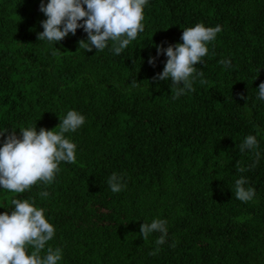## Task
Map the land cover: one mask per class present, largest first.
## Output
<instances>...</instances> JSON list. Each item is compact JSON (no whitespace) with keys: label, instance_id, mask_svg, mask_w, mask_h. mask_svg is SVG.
Listing matches in <instances>:
<instances>
[{"label":"trees","instance_id":"16d2710c","mask_svg":"<svg viewBox=\"0 0 264 264\" xmlns=\"http://www.w3.org/2000/svg\"><path fill=\"white\" fill-rule=\"evenodd\" d=\"M41 3L0 0V147L12 131L55 130L71 110L85 122L65 133L76 162L24 193L0 186V214L15 198L44 209L59 264H264V0H148L144 31L119 55L111 42L79 49L83 28L39 41ZM199 23L222 31L195 65L204 75L194 90L173 99L172 81L154 79L168 59L156 46L183 43V29ZM249 135L258 148L241 153ZM113 174L119 193L107 183ZM241 177L251 201L234 197ZM157 218L168 234L150 255L160 233L144 241L141 226Z\"/></svg>","mask_w":264,"mask_h":264},{"label":"clouds","instance_id":"9594fccd","mask_svg":"<svg viewBox=\"0 0 264 264\" xmlns=\"http://www.w3.org/2000/svg\"><path fill=\"white\" fill-rule=\"evenodd\" d=\"M148 0H48L41 3L40 11L47 19L42 21L44 31L38 33L39 41L60 42L69 33L75 35L83 28L88 42L79 41V49L91 52L93 48L103 51L111 42V50L119 55L129 44L144 31V8ZM86 6V7H85ZM80 21H83L81 24ZM222 31L219 25L206 27L203 23L183 29V43L164 49L158 45V54H166L167 61L163 72L156 80H171L173 99L179 98L186 91H192L196 77H203V71L197 72L195 65L201 63L209 49L207 45L216 39ZM155 58L149 63L155 65ZM220 64L230 66L231 61L221 59ZM201 84L207 83L201 79ZM258 98L264 100V83L258 88ZM241 99H244L242 96ZM59 131L37 127L20 130L21 137L12 131L3 146L0 147V186L4 190L24 193L38 182L45 185L54 181L60 162H76V145L65 138V133L75 132L84 122L85 117L75 110L68 111L60 118ZM4 133H0L3 138ZM258 148L256 136L249 135L239 145L240 152ZM257 158L259 152H256ZM254 166V165H253ZM246 169L237 163V171ZM113 193H119L124 185L121 177L113 174L107 181ZM247 180L241 177L235 180L234 197L248 202L255 196V189L248 187ZM47 197L48 192H41ZM13 210L0 214V264H59L62 260L60 248L46 247L55 235L54 226L45 217L44 209L35 207L29 199L11 200ZM167 222L154 219L143 223L141 235L147 241L150 234L160 233L155 240L156 248L150 255H156L161 245L166 242ZM30 250V254H29Z\"/></svg>","mask_w":264,"mask_h":264}]
</instances>
